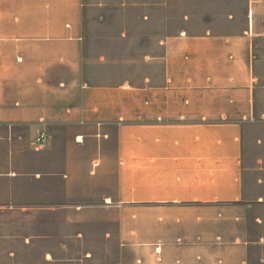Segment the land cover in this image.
I'll use <instances>...</instances> for the list:
<instances>
[{
	"label": "crops",
	"instance_id": "obj_1",
	"mask_svg": "<svg viewBox=\"0 0 264 264\" xmlns=\"http://www.w3.org/2000/svg\"><path fill=\"white\" fill-rule=\"evenodd\" d=\"M230 1L217 29L166 36L138 83L90 84L83 0H0V124L69 126L43 176L69 192L86 159L102 205L124 210L117 264H247L244 234L220 240L213 224L235 225L225 209L248 203L246 130L264 125V0ZM48 136L54 155L60 136Z\"/></svg>",
	"mask_w": 264,
	"mask_h": 264
},
{
	"label": "rangeland",
	"instance_id": "obj_2",
	"mask_svg": "<svg viewBox=\"0 0 264 264\" xmlns=\"http://www.w3.org/2000/svg\"><path fill=\"white\" fill-rule=\"evenodd\" d=\"M83 1V55L90 84L126 79L138 83L146 70L140 61L161 54L160 42L166 36L182 30L202 32L208 26L217 29L232 4L230 0ZM102 56L114 62L91 63ZM155 69L148 65L147 71ZM42 129L49 135L58 131L56 154H45L47 146L35 149L34 138ZM68 131L65 125L0 124V264H117L120 260L123 207L102 205L104 187L89 183L83 175L86 159L76 161L69 192L61 177L43 176L65 150ZM246 139L248 203L226 208L235 225L213 224V231L220 240L244 234L247 264H264V125L248 128ZM116 141L115 136L109 139L110 154ZM87 155L82 152L81 158Z\"/></svg>",
	"mask_w": 264,
	"mask_h": 264
},
{
	"label": "built area",
	"instance_id": "obj_3",
	"mask_svg": "<svg viewBox=\"0 0 264 264\" xmlns=\"http://www.w3.org/2000/svg\"><path fill=\"white\" fill-rule=\"evenodd\" d=\"M49 136L45 130H41L38 132L36 137L34 138V147L39 150L45 147L48 144Z\"/></svg>",
	"mask_w": 264,
	"mask_h": 264
}]
</instances>
